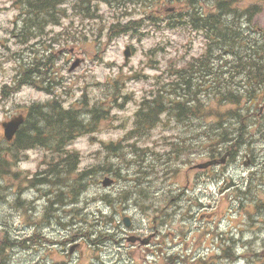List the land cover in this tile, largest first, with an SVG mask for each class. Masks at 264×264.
<instances>
[{
    "label": "rangeland",
    "instance_id": "rangeland-1",
    "mask_svg": "<svg viewBox=\"0 0 264 264\" xmlns=\"http://www.w3.org/2000/svg\"><path fill=\"white\" fill-rule=\"evenodd\" d=\"M252 1L263 7V10L253 18L255 24L251 23V32L254 30L253 37L255 39H262V35H264V0H247L244 5H242L241 0H238V3L235 4L244 10L247 6L251 7ZM129 2L130 0L125 4H129ZM121 3L122 0H118L113 2L112 5H101L95 12L96 16L89 20L77 15L74 7L69 5L68 15L70 19L65 21L61 27H50L48 29L50 35L45 39L44 44L38 47L35 45L30 48L31 50L35 49L36 58H39L38 55L43 53H46L49 57H51V54H54L56 67L60 71L58 80L61 82V86L55 88V93L56 98L58 97V99L60 98L59 100L63 101L61 104L64 107L74 108L73 105L81 100L82 94H85L81 90H83L85 84L88 82L91 88L88 89L85 97L89 105L88 108L94 107V102L101 101L102 94L100 87L93 86L95 78H98L99 82L103 85V82L108 78L110 81H113L116 76H119L122 68L124 72H129V65L137 69L143 67V60H145L144 53L155 48L158 43L166 46L163 55L167 59H164L161 68H165L169 58L175 57L176 54L182 58L184 53H187L186 56H193L201 52V34L196 35L194 32H192L193 36L190 35L191 32L186 31L183 32V35L174 32L175 34L167 33L164 36L162 34L156 35V31L121 32L120 36L110 39L109 35H107V30L114 23L125 24L128 22L130 20L128 14L132 15V18L136 20H147V16L152 13L150 12L151 10L142 11L145 7L143 4L135 5L132 3L125 8L120 5ZM180 7L181 5L177 4V8L180 9ZM153 10H156V7ZM162 10L165 11L164 8ZM19 15L20 13L17 7L13 5L12 0H0L1 134V123L19 114H25V109H28V106L33 103H46L52 98L48 92H45V89L32 86L31 84L20 85L17 83V79L22 77L20 63L25 64L35 56L31 55L29 47L22 45L20 39L15 37L16 35H20L19 31H16L15 34L14 29V21H19ZM138 28L148 29V27L145 28L144 23L138 26ZM65 29H68L66 31L68 34L67 38L72 39L75 37L77 40L59 41L56 43L55 38H63L62 35L65 36ZM11 30H14L13 34ZM115 35H119V33H115ZM250 38L252 39V33ZM128 45L133 46L136 51L127 66L125 65L127 61L124 58V52ZM22 56H24V59L19 61V57L21 58ZM160 59H163V57L160 56ZM73 63H77L79 68L71 72L70 68ZM144 72L151 78L158 75V69L154 68L146 69ZM120 80L125 82L123 86L127 91L124 93L125 96H129L131 101L125 103L123 108L107 110L110 112L109 120L103 121L96 128L95 133H90L89 131L88 133L77 134L68 146L72 152L77 150L80 153L78 163L76 164L80 172L86 171L91 167L104 165L120 168L123 172L122 181H119L116 185L110 187V189H105L101 183H97L92 189H89L84 194L82 206L80 207L83 213L90 214L87 221L97 222L94 219L97 218L99 208L104 211L106 216L111 217L109 224L106 225L105 222L102 224L111 230L110 234L113 235V239H110L108 234L107 238L93 239L94 243H91L85 241L84 235L77 226H70L65 230V227L61 225L59 220L53 217L50 218V215L46 213V208L50 204L49 198L53 197L52 192L54 191L53 189H48L46 186L41 187L42 189L30 187L26 189L23 195V199L25 200V217L24 214L21 215V210L13 207L19 206L18 204H14L15 194L19 191L14 186L18 183L23 186L25 183H28L27 179L32 174L50 168V159L45 158L42 147L36 146L29 151L20 152L16 160L12 159L3 173L0 174V222L8 223L12 227V236L14 237H32L33 240L41 242V244L34 245L32 249H16L11 252L9 264H60L63 262L69 264H164V259L172 255L186 253L190 255L199 254L200 252L211 255L214 251V246L210 241L215 236L213 232H216V234L218 232H227V230L217 231L214 218L203 216V207L198 202L196 190L187 195L188 201L186 199L182 202L179 199L177 201L176 190L178 186L172 185V183L179 182L180 177H182L181 174L177 178H174L175 182L162 180L160 181L161 183L167 184L159 183L151 187V189L143 183L142 185L145 186V189H142V196L138 192L132 197L131 202L133 206H122L121 200H118L119 194H123L127 189L136 190L132 189L133 186L139 187L138 185H132L134 184L132 181L138 172V166L132 163L133 159L126 154L119 155V158L115 153L109 151L103 145V142L110 144L121 141L125 137L128 130L133 126L136 110L134 107L135 100H138L142 93L150 90V83H136L126 78ZM4 86H10L5 96L2 95L4 93ZM105 106L109 108V105L106 103ZM206 128L209 127L206 126ZM160 132V129L155 132L154 138L152 141L150 140L153 146L151 148L150 142L149 147L153 151L156 150L163 154L162 143L157 140ZM166 134L170 135L171 132ZM135 144L141 148L146 147V143L143 141H137ZM157 144L159 147H157ZM263 148L264 143L259 144V149ZM123 149L125 152L130 151L128 146ZM144 155L145 151H139V156ZM261 161L263 163L264 159H261ZM125 162L129 165H126ZM51 170L54 171L55 175L50 178L59 182V184L67 181V177L63 176L57 169H54V166ZM231 173L234 174L235 171H231ZM15 175L19 176L18 181L14 179ZM72 178L76 182V177L73 176ZM14 181H16L15 184L10 186ZM254 183L255 193L259 195L264 194V189L258 188L255 181ZM206 193L208 194V192ZM101 194H110V198L114 200L113 206L116 209L104 203L102 205L99 204V206L93 203L94 198ZM164 197H169L172 203L157 220V211H162L167 207L166 203L162 202ZM38 199L40 201L34 207L35 203L33 202ZM86 199L90 201L89 205H87ZM228 200L229 198H225L224 201L227 202ZM28 202L33 203L29 212ZM222 205H225V203H222ZM256 206L257 203H254L247 206L248 208H244V210H249L252 213L256 212V217H260L261 214L264 216V209H261L262 213L257 214ZM206 209L207 211L210 210L209 207ZM67 210L70 217L74 219V216L71 214L72 209ZM28 213L31 216L32 223H36L35 225H30ZM59 214L65 216L64 211H61ZM44 215L50 219L44 221ZM82 216H79L78 213L76 215L77 219ZM106 216L104 217L106 218ZM125 217L132 219V226L134 227L129 229L125 227ZM260 219L257 218L256 222L254 221L252 225L239 223L236 232V236H240L238 237L240 239L241 234H238V232L242 229L245 230L243 236L247 241L254 240L255 236H258V251L261 250L260 245L264 242V223ZM156 220L157 222L153 223ZM69 221V218H67L64 220V223H68ZM222 225L226 227L227 223L222 222ZM133 229H135V232L132 231ZM35 230H37V235H35ZM209 232L210 235H208ZM149 235H152L153 241H156L154 247L151 248V252L157 253L158 250H161L160 252H163L161 256L150 255L140 242H129L131 236L144 239ZM203 241H205V246H207L205 250L201 248V242ZM255 247H257V244H255ZM72 248H75V251L70 255ZM239 252L242 253L243 251L240 249ZM261 260L263 258L257 260V263H261Z\"/></svg>",
    "mask_w": 264,
    "mask_h": 264
},
{
    "label": "trees",
    "instance_id": "trees-1",
    "mask_svg": "<svg viewBox=\"0 0 264 264\" xmlns=\"http://www.w3.org/2000/svg\"><path fill=\"white\" fill-rule=\"evenodd\" d=\"M15 6L20 11V23L21 27L19 29L20 34L19 39L21 44H26L30 46L31 44H34V41L39 39H35L36 36L41 35H49L50 33L47 32V28L52 25H61L64 18H68L69 16L66 14V10L64 9V6L66 3L70 0H14ZM78 9L76 12L83 16V17H90L92 13V0H76ZM47 27V28H46ZM117 31L110 30V35L112 33H115ZM39 33V35H38ZM70 40H77L75 37ZM262 47H259L260 49ZM44 55L40 56L39 60L31 61L28 65V67H25V65H20V68L22 70V74L26 75V80H32L33 82H36L37 79H42L44 76H50L52 75V65L49 64V62L45 61ZM20 60V59H19ZM257 73H260V76L257 75ZM264 73L263 67L259 64V66H255V71H253V78L259 80V82L263 81L264 76L262 75ZM258 76V77H257ZM257 77V78H256ZM35 78V79H34ZM45 81V80H44ZM258 82V83H259ZM174 90H176V85L174 86ZM256 85L254 88V91H256ZM181 99V97H180ZM181 101V100H179ZM175 101H171L170 99L165 104L163 99H154L153 101H150L149 104H146L144 106V110L138 115V118L136 120V127L135 132L144 131V129H147V127H151L153 123L156 120H159L162 114L170 112L171 108H168V106H171V103ZM179 110L181 114L179 115L178 119L185 123L186 119H190L193 115H198V111L201 110L200 107H197L193 112H186V108H184V105L180 106ZM30 112V116L28 121L26 122V125L24 124L21 128V130L18 132L16 140L10 144L7 145L6 150H3L0 148V159L2 161H8L10 157L17 158L20 151H25V149L32 148L36 145H48L47 140L44 138V128L43 125L46 127L50 124L51 120H49L50 113H58V121H57V128H60L62 131V135L60 138V141H58L57 145L59 146L58 150H62L64 148L65 140L70 139V137L73 134V131H80L82 128V122L80 120V116L74 117L73 112L66 111V110H57L54 107H50V112H45V109L42 107L33 106ZM164 113V114H165ZM36 118L37 121H33V118ZM31 119V121H29ZM45 123V124H43ZM65 128V129H64ZM48 147V146H46ZM115 150V149H114ZM182 151V150H180ZM72 158L71 156H69ZM5 166V165H2ZM143 165L140 164V171L143 169ZM3 170V168L1 169ZM80 183V182H79ZM19 186V185H18ZM79 189H76V195L79 194V190H82L84 188L83 185L79 184ZM58 197L62 196L58 195ZM20 206V205H19ZM24 206V205H23ZM0 235V262L5 263L8 260V254L9 251L13 252L14 250L18 248H25V239L18 241V240H12L9 234L4 232H1ZM4 233V234H3ZM103 233H100V235H97L96 238L102 237ZM24 245V246H23ZM192 261V259H191ZM190 263L189 259L187 257L182 258L180 257L177 259V263ZM201 261L196 258L194 259V262L192 264H199ZM60 264H69L67 262H63ZM166 264H171V262L167 261Z\"/></svg>",
    "mask_w": 264,
    "mask_h": 264
},
{
    "label": "flooded vegetation",
    "instance_id": "flooded-vegetation-1",
    "mask_svg": "<svg viewBox=\"0 0 264 264\" xmlns=\"http://www.w3.org/2000/svg\"><path fill=\"white\" fill-rule=\"evenodd\" d=\"M248 145H249V148L252 149V153H250L247 149L244 153H242L243 157L242 158V161L241 160H238L239 158V155L238 156H235V148L241 150V149H245V148H248ZM225 147L226 150H225V154H226V159L222 160L221 159V156H219L216 161L218 162L217 163V166L215 168H219L223 170V168L226 170V171H232V170H235L237 169V166L242 162V165H244V162H248L249 165H254L253 166V170H256V171H262L264 170V162L263 163H258L256 161V158L258 157H262V155L264 154V151H261L260 152V155L258 156H255L253 155V149H255L256 146H254L253 144H248L246 141L244 140H236L235 142L234 141H230L229 143H224L222 144V148ZM259 147L257 146V149ZM222 151V149H221ZM227 153H228V156L227 157ZM241 155V154H240ZM256 162V163H254ZM232 163H234L235 166H232ZM231 167V168H230ZM243 171H241V174H242ZM230 173V172H229ZM210 179L208 178L205 182L209 181ZM225 180V179H223ZM221 188H219V192L220 193H226V192H229L231 191V193L229 194H217V197H219V200L224 196V199L225 198H229L232 203L234 201H236L238 203V205L240 206V215L243 216V215H251L250 211L248 210H244V208H247V206L249 205V203L252 201V194L253 192L255 191L254 190V187H251L253 184H245V183H241V182H232V183H229V182H221L220 184ZM258 188H262L264 189V182H259L258 184H256ZM231 186H235V187H231ZM259 195V194H258ZM264 194L262 195H259V196H263ZM258 207H261V205H257ZM259 213H262V210L259 209L258 211V214ZM262 216V214H261Z\"/></svg>",
    "mask_w": 264,
    "mask_h": 264
},
{
    "label": "water",
    "instance_id": "water-1",
    "mask_svg": "<svg viewBox=\"0 0 264 264\" xmlns=\"http://www.w3.org/2000/svg\"><path fill=\"white\" fill-rule=\"evenodd\" d=\"M21 120L15 119L11 121L9 124L6 125V130H7V139L11 140L16 132V130L19 127ZM104 185H108L107 183H104Z\"/></svg>",
    "mask_w": 264,
    "mask_h": 264
},
{
    "label": "bare ground",
    "instance_id": "bare-ground-1",
    "mask_svg": "<svg viewBox=\"0 0 264 264\" xmlns=\"http://www.w3.org/2000/svg\"><path fill=\"white\" fill-rule=\"evenodd\" d=\"M58 98V97H57ZM60 99V98H59ZM231 168V167H230ZM61 198V197H60ZM261 239V238H260ZM240 250V249H239Z\"/></svg>",
    "mask_w": 264,
    "mask_h": 264
}]
</instances>
